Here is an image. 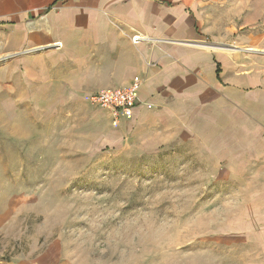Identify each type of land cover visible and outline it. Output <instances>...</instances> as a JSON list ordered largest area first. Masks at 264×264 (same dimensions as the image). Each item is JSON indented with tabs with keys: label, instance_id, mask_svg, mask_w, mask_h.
I'll list each match as a JSON object with an SVG mask.
<instances>
[{
	"label": "rangeland",
	"instance_id": "obj_1",
	"mask_svg": "<svg viewBox=\"0 0 264 264\" xmlns=\"http://www.w3.org/2000/svg\"><path fill=\"white\" fill-rule=\"evenodd\" d=\"M172 2L197 48L223 47L221 84L191 97L180 126L140 129L135 108L21 85L30 49L0 54V259L264 264V0Z\"/></svg>",
	"mask_w": 264,
	"mask_h": 264
},
{
	"label": "crops",
	"instance_id": "obj_2",
	"mask_svg": "<svg viewBox=\"0 0 264 264\" xmlns=\"http://www.w3.org/2000/svg\"><path fill=\"white\" fill-rule=\"evenodd\" d=\"M173 4L172 0H0V54L29 48L19 63L29 74L21 85L37 80L44 93L56 95L64 89L73 100L139 80L135 123L140 129L163 131L192 119L191 97L196 92V97L209 95L211 91L202 87L222 80L221 62L214 51L223 47L205 43V48H197L189 38L201 35L186 34L196 25L185 22L186 10ZM184 4L188 3L179 6ZM135 30L155 39L190 42L134 43ZM59 42L61 47L53 46ZM6 77L13 86V76L7 73ZM248 80L235 79L240 87ZM181 113L185 116L176 117ZM0 264L14 263L6 258Z\"/></svg>",
	"mask_w": 264,
	"mask_h": 264
},
{
	"label": "built area",
	"instance_id": "obj_3",
	"mask_svg": "<svg viewBox=\"0 0 264 264\" xmlns=\"http://www.w3.org/2000/svg\"><path fill=\"white\" fill-rule=\"evenodd\" d=\"M144 39H146V37L139 33L132 36V41L134 43H139ZM55 45L61 47V44L55 43ZM139 87L140 81L135 80L127 87L109 88L98 91L88 96V100L95 105L112 111L114 114L128 112L135 106Z\"/></svg>",
	"mask_w": 264,
	"mask_h": 264
},
{
	"label": "bare ground",
	"instance_id": "obj_4",
	"mask_svg": "<svg viewBox=\"0 0 264 264\" xmlns=\"http://www.w3.org/2000/svg\"><path fill=\"white\" fill-rule=\"evenodd\" d=\"M58 44H61L60 42ZM62 45V44H61ZM210 47V46H209ZM212 47V46H211Z\"/></svg>",
	"mask_w": 264,
	"mask_h": 264
}]
</instances>
